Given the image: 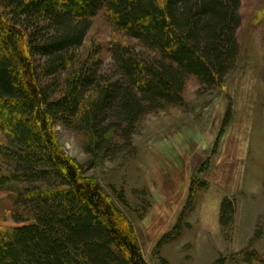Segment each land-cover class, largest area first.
Listing matches in <instances>:
<instances>
[{
  "label": "trees",
  "instance_id": "obj_1",
  "mask_svg": "<svg viewBox=\"0 0 264 264\" xmlns=\"http://www.w3.org/2000/svg\"><path fill=\"white\" fill-rule=\"evenodd\" d=\"M240 6L241 0H0V164L7 166L0 168V190L13 188L17 208L0 222V264H147L131 223L62 150L55 129L89 137V169L130 148L133 154L140 122L182 107L189 77L200 91L223 90L238 65ZM100 13L140 48L114 43L103 68L74 54ZM230 118L228 107L224 128ZM204 188L192 181L174 235L160 245L178 237ZM117 199L126 206L122 192ZM234 209L233 201H221L223 230ZM242 260L264 264L255 251L244 250ZM227 262L219 256L213 264Z\"/></svg>",
  "mask_w": 264,
  "mask_h": 264
},
{
  "label": "rangeland",
  "instance_id": "obj_2",
  "mask_svg": "<svg viewBox=\"0 0 264 264\" xmlns=\"http://www.w3.org/2000/svg\"><path fill=\"white\" fill-rule=\"evenodd\" d=\"M239 12L238 65L223 90L200 91L189 77L182 107L140 122L131 140L133 154L130 148L89 169V137L61 125L55 129L62 150L99 182L131 223L147 264H213L219 256L227 264H244V250L264 256V0H241ZM114 43L140 49L100 13L74 54L103 68ZM228 107L232 118L224 128ZM194 180L206 188L196 194L178 237L160 245L165 235H174ZM121 192L126 206L117 199ZM14 195L13 188L0 190V222H9ZM225 198L235 208L228 230L219 224Z\"/></svg>",
  "mask_w": 264,
  "mask_h": 264
}]
</instances>
